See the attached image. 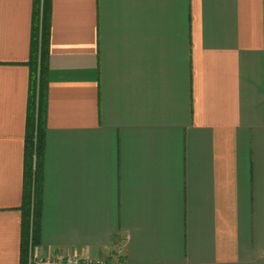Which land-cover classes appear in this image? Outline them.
Instances as JSON below:
<instances>
[{
	"label": "crops",
	"instance_id": "1",
	"mask_svg": "<svg viewBox=\"0 0 264 264\" xmlns=\"http://www.w3.org/2000/svg\"><path fill=\"white\" fill-rule=\"evenodd\" d=\"M36 4L0 0V264L22 261ZM50 25L33 258L264 264V0H50Z\"/></svg>",
	"mask_w": 264,
	"mask_h": 264
},
{
	"label": "trees",
	"instance_id": "2",
	"mask_svg": "<svg viewBox=\"0 0 264 264\" xmlns=\"http://www.w3.org/2000/svg\"><path fill=\"white\" fill-rule=\"evenodd\" d=\"M50 28V0H46L43 6L42 0H37L33 16L29 61L31 77L25 133L24 187L21 205L23 215L21 264H34L31 260L34 249L41 245Z\"/></svg>",
	"mask_w": 264,
	"mask_h": 264
},
{
	"label": "built area",
	"instance_id": "3",
	"mask_svg": "<svg viewBox=\"0 0 264 264\" xmlns=\"http://www.w3.org/2000/svg\"><path fill=\"white\" fill-rule=\"evenodd\" d=\"M31 260L34 264H104L99 261L81 260L75 257L61 258L53 261L51 259H44L42 257L33 258L32 256Z\"/></svg>",
	"mask_w": 264,
	"mask_h": 264
},
{
	"label": "rangeland",
	"instance_id": "4",
	"mask_svg": "<svg viewBox=\"0 0 264 264\" xmlns=\"http://www.w3.org/2000/svg\"><path fill=\"white\" fill-rule=\"evenodd\" d=\"M99 262H102V263H104V264H108V263H106V262H104V261H101V260H100Z\"/></svg>",
	"mask_w": 264,
	"mask_h": 264
}]
</instances>
